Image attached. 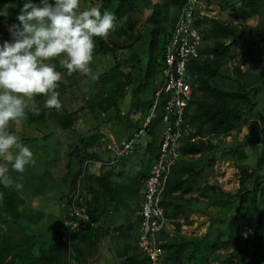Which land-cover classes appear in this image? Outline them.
I'll use <instances>...</instances> for the list:
<instances>
[{
    "label": "trees",
    "instance_id": "16d2710c",
    "mask_svg": "<svg viewBox=\"0 0 264 264\" xmlns=\"http://www.w3.org/2000/svg\"><path fill=\"white\" fill-rule=\"evenodd\" d=\"M39 0H35L38 3ZM101 5L99 10L101 14L105 10H112L117 20H123L130 14L134 13L138 0H100ZM166 6L160 3L153 5L151 13H147L145 20L147 24L152 25L151 40L148 48L147 60L144 63V70H142V77L138 81L141 83L137 87V92H140L147 87L152 86L151 98H146L142 104H147V108L152 107L154 102V93L162 85V65L160 61L164 58L165 44L167 43L174 24L177 20L178 13L181 7L187 0H167ZM208 2H216L222 9L235 8V12L231 15L235 19H247L252 16L259 18L258 25L253 29L247 31L240 30L236 25L224 23V21L205 17L199 23H205L204 35L207 38L212 37V43L204 45L201 50L202 57L192 61L190 65L191 73L195 77L194 80L197 86L194 88V100L189 112V119L195 125L197 133L200 135L207 134H229L231 131L239 126L250 123L253 133L247 138L252 143L261 142V134L264 133V113L257 114V103L253 102L250 94L252 91L256 93L264 92V79L257 81L246 78L249 74L244 73L240 67H235L236 77L235 84L226 85L219 81L223 75V66L231 60L238 57L242 48H247L248 53H252L259 49L264 42V32L262 26L264 23V0H236L239 6H236L234 0H207ZM25 0H0V4H15L20 8L23 6ZM54 3V0H50ZM22 4V6H21ZM20 8L14 11V7L9 8L12 16L4 23L3 28L8 29V25L18 23L16 20ZM14 12V13H12ZM133 23L130 26L133 27ZM3 30H0V36ZM164 35V41H161V36ZM95 48L97 53H103L111 56L114 62V68L105 72L104 83L111 82L113 88L106 92V96L102 101L91 100V110H96L101 115V111L107 110L113 100V94L119 86L126 87L127 83H133L132 70L142 68L143 62L138 55L131 56L132 60L138 61V66L129 61H115L116 53L120 52L123 44L110 45L103 37H94ZM119 48V49H118ZM207 56V57H206ZM52 62L59 63L60 60L54 58ZM129 68L130 71L118 72L121 67ZM264 69V66L255 70V76ZM65 72L68 73L65 68ZM75 73V72H74ZM107 75V77H106ZM121 75V76H119ZM232 77H229V79ZM62 83V82H59ZM124 94V93H123ZM102 97V98H103ZM47 96H36L35 100L39 103L47 100ZM164 100L159 103L156 113L150 118L146 131L153 141L159 138L162 131V116H163ZM39 115L29 112L26 125H31L38 118L44 116V110L39 105L37 107ZM54 117V112L50 113ZM56 116H58L56 114ZM258 116L259 119H254ZM261 123H259V121ZM60 127L67 130L71 126V114L64 111L63 116L59 120ZM143 122L139 123L136 128H142ZM136 130V131H137ZM82 143L87 146L85 139H81ZM80 141L73 146L71 152L67 154L68 162L81 157ZM207 148L205 141L196 143L187 142L181 146V151L184 157L188 155L196 156L202 153ZM239 150L229 149L223 151L222 159L230 161L231 155H238ZM182 161V160H181ZM213 159L200 167H193L186 165L179 161L174 167L171 175L166 180V188L164 192L163 204L167 210V215L172 217L175 221L177 229H181L182 223L178 221L181 216L188 215L192 212L193 200L197 197L190 195L195 190L194 184L197 178L201 175L204 166L212 165ZM242 171L241 183L244 184L248 177L252 176L247 168L239 164ZM72 168L68 171V186H71L70 196L66 195L67 202L75 193L77 189V180L80 171L75 174L72 173ZM256 174L252 181V186L247 188L243 193L234 196L222 187L216 188L212 184H206L204 187H197L198 197H206L211 192L210 196L214 205L226 207L229 204H236L232 220L228 225L229 234L224 240L219 237H213L210 230L202 238H197L192 242L188 241L187 237L177 236L169 238L163 243L165 249V256L162 264H169L170 260L176 259L181 261V251L186 245H191L192 249L184 258L187 263L191 264H207L208 250L213 248L217 250L220 248L231 249L228 253L227 264H264V151L258 161ZM263 173V174H262ZM149 172L147 173V175ZM9 175V174H8ZM143 178V180L147 177ZM90 181L97 182L99 189L94 191L96 194L95 200L91 202V206H87L88 212L93 220L98 221L104 214L106 209L105 204L102 203V197H107L109 194L117 193V188L114 186L112 180L107 174H100L99 176H87ZM86 177V179H87ZM89 191H93L90 186L86 187ZM188 195V197H187ZM24 200L20 198L19 193L12 186L5 187L0 183V224L9 227V232L0 238V264H70L71 259L78 261V264H90L85 258V251L82 247L87 238L91 239L93 234L99 227H90L82 229L74 233L71 237L64 235L61 241L43 243L38 246L40 238L31 231L28 224L37 222L36 217L31 214L22 212L21 205ZM86 204V203H85ZM42 216V214H40ZM21 225V229H17ZM36 226V225H34ZM19 232L20 236L16 240L12 239V234ZM167 237V235H165ZM43 246V248H42ZM42 248V249H41ZM137 249H139L137 247ZM127 249L124 253H120L124 258L120 264H150L149 258L142 252H135L128 256Z\"/></svg>",
    "mask_w": 264,
    "mask_h": 264
},
{
    "label": "rangeland",
    "instance_id": "374dc122",
    "mask_svg": "<svg viewBox=\"0 0 264 264\" xmlns=\"http://www.w3.org/2000/svg\"><path fill=\"white\" fill-rule=\"evenodd\" d=\"M39 2L40 0L38 1V3ZM157 2L164 7L166 6V3L168 1L138 0L134 13L130 14L123 20H117V26L115 27V29L112 30L107 37H103V39L110 45H124L123 48H118L122 52L116 53V61H129L131 64L134 63L137 68L138 61H133L131 56L138 55V57L141 59V62H143L142 68L139 70L137 68L133 71L134 82H137L139 78L142 77V70L143 68H145L144 63L147 60L148 48L151 40L152 25L146 23L145 16L147 13L152 12L153 5ZM234 2L236 6H239V2H236V0H234L233 3ZM202 3L204 5L203 9H205L206 11H216L219 20L224 21V23L234 24L240 30L247 31L251 28L254 29L259 23V18L256 16H252L247 19L233 18L231 12H235V8L222 9L218 3L213 1L208 2L207 0H202ZM5 5H7V3H3V5L0 4V11L4 10ZM100 5V0H80L79 10L83 11L93 7L99 9ZM18 8L20 7L16 5V7H14V11H16ZM108 11L112 12L111 8ZM11 16V12H9L7 19H5V17L3 16H0V30H3L0 36V45H2L5 40H11V35L8 29L3 28L4 23H6ZM130 23L134 24L133 27L130 26ZM262 30L264 32V23L262 26ZM212 39V37H205V45L212 43ZM161 41H164V35L161 36ZM64 58L66 57L61 56L57 57L56 59L61 60ZM52 61L53 60L48 61V63L54 65L56 67V70L61 72V79L64 82H67L69 79V85L73 86L75 84H78V90L75 91V87H72L71 92L74 91V94L77 95L78 103H80L79 106L86 105V97L88 94L87 92H82V88L84 87L85 89L87 87L91 89V93L89 94L91 100L102 101V99L106 96V89L104 84L105 81L103 80V78L105 77V72H108L110 69L114 68V62L111 56L105 55L103 53H97V51L94 50L93 61L89 65L90 73H79L76 76L75 74L73 75L66 73L65 68L61 65V70H58L59 63ZM238 66L244 73L249 74L248 76H246V78H248L249 80H254L256 78L258 82L260 80H263L264 69H262L257 74V76H255V70L260 69V67L264 66V42L261 44L258 50L252 53H248L247 48H242L236 59L229 61L223 66V75H226L227 78L221 76L219 78V81L224 82L226 85L235 84V67ZM229 77L232 78L229 79ZM56 91L59 93V96H63L65 94L64 90L60 91V89H56ZM250 96L253 102L257 103L256 112L258 116L262 115V113H264V92L259 91L256 93L255 91H252ZM33 99L35 101L36 107L40 105L46 108L44 110L46 117L41 121L38 120L37 122L31 123V125H26L28 114L29 112H32L31 110L26 109L27 117L25 116V118L22 119L19 124H16L14 122L10 123L8 131L10 134L16 135L18 137V141L22 145L29 147V149L33 152V159L35 163L26 165L25 171L23 173L16 172L12 167V163L5 161L3 158H0V165H4L9 169L8 174L13 181V184L11 186L15 188V190L19 193L20 198L24 200L20 207L22 212L34 215L35 217L37 216V222H35L34 224L25 222L23 225L28 224L31 227L32 232H35L34 229L37 230L42 227L58 228V222H64L65 219V222L62 224L63 229L65 230V232H63L67 236L68 233L66 232V218H69V212L67 211V206L69 208V202L64 205V213L63 206L60 207L58 205H55V202H52L53 200L50 202V200L51 198L53 199V197L59 199L62 196L60 194L64 188V174L66 173V167L68 166V157L66 153L68 151V146L71 143V139L69 138V136H60L59 134H56L52 135L51 139L46 141L41 136V134L47 135L53 131L55 133V121H53L54 119H51L48 115V111L51 109L45 106L46 100L42 103H39L35 100V97ZM82 106L77 109H83ZM83 111L84 110H82V112ZM258 116H254V119H259ZM261 121L262 120H260L259 123H261ZM252 133L253 129L250 123H248L246 125L237 127L226 135L214 134L213 136H211V139L205 141L207 144V148L204 152L199 153L194 157H186L181 161V164L185 163L186 165H192L193 167H200L204 165V163H207L210 159H213L212 165L204 166L201 175L197 178L194 184L195 190H193L190 195H192L193 197H197V200H193L192 212H190L188 215L181 216L180 218L182 225H185L183 228L185 231V235L180 234L179 237H187L188 241L192 242L197 238L199 239L204 237L208 230H210L212 238L219 237L221 238V240H224L228 237V225L232 220V214L234 213L236 204H229L226 207L214 205L212 204L213 200L210 196L211 192L206 197H198L197 195L199 194V192L197 190V187L202 188L206 184H212L216 188L222 187L225 191L230 192L234 196L243 193L247 188L251 187L253 178L256 174L255 170L257 168L258 161L261 157L262 152L264 151V133L261 134L260 143H252L247 140V138L250 137ZM53 141H59L56 151L50 145L54 143ZM59 146L61 147L59 148ZM231 148H237L239 150V159L237 158L238 155H231L230 161L223 160L221 158L223 155V151H227ZM12 152L15 155L18 152V149L13 148ZM129 156H131V158L136 156V150ZM123 160L124 158L121 159L118 164L120 165ZM44 162H46L45 165ZM239 164L244 165L249 173L253 172L252 176L248 177L245 180L244 184L241 183L242 171L238 166ZM73 165V169L75 172H81L77 180V185L78 183L80 184L81 193L83 194L84 192V201L88 206V194L86 191V187L89 184H87L86 181V175L88 172L86 173V175H82V173H84L85 161L84 163L82 161H74ZM42 168H46L51 172V174L53 173L54 176L47 178L45 177L44 179V177H42ZM130 171L131 173L134 172L133 169ZM48 176H50V173ZM262 177L264 178V174ZM42 180L45 181V184L41 182ZM17 184L20 185L19 189H17L16 187ZM41 211L44 212V215L42 216L40 215ZM109 219L110 218L108 217L106 222H108L109 224L115 223L111 221V219ZM123 220H125V218H121L120 221ZM16 228L21 229L23 227L19 225ZM8 232L9 227L0 224V238H2ZM19 234V232L12 234V239L16 240L17 238H19ZM43 242V240L39 241L38 246H41ZM191 249V245H186L185 247H183L181 251L182 260L179 261L173 259L170 260L169 264H189L187 263V259L184 257L190 253ZM229 252H231V249L220 248L217 250H213V248H209L207 255L209 262H207V264H227ZM95 257L96 255H90V257L89 255H87L85 258L92 261ZM191 264L194 263L192 262Z\"/></svg>",
    "mask_w": 264,
    "mask_h": 264
},
{
    "label": "crops",
    "instance_id": "0c3cea01",
    "mask_svg": "<svg viewBox=\"0 0 264 264\" xmlns=\"http://www.w3.org/2000/svg\"><path fill=\"white\" fill-rule=\"evenodd\" d=\"M116 60L117 59H115V61ZM122 71L126 73L130 70L123 66L118 72ZM133 71L134 70L131 72L132 74ZM79 73L80 72L77 71L72 74H75L76 76ZM68 81L64 82L61 79L59 82L62 83H58L57 89H60V91L64 90L65 92L63 96H59L61 108L59 110L55 108H51L49 111L47 110L50 118H53V121H55V133L53 131L47 135L41 134L46 141L50 140L52 135L56 134H59L60 136H69L71 143L68 146L66 155L70 153L72 150L71 148L77 145L80 141L79 146L81 149V157L67 163L68 166L66 167L63 181L64 188L60 194L62 196L59 199L53 197V199L51 198L50 200V202L53 200L52 202H55V205L60 207L63 206V208L64 205L68 203L66 195L70 196L71 194V186H68V171L72 168V173L74 174V161H82L83 163L89 159L109 161L113 156L112 147L115 143L121 144L122 142L127 141L133 136L139 123L143 122L144 124L150 121L151 110L150 108H147V104H142L141 100L151 98L153 92L152 86L143 89V91L141 90L140 92H137V87L141 83L140 81L127 83L125 88L119 86L115 93H112L113 100L110 102L111 106L107 110L101 111L100 115L96 110H91L90 108L91 98L89 97V94L91 93V89L89 87L86 89L85 87L82 88V92H87L88 94L86 97V105H80L83 108L81 110L77 109L80 107V103H78L77 95L74 94V91L71 92V88L75 87V91L78 90V84L72 86L69 85ZM109 81L108 83H104L106 92L111 91L113 88V84ZM41 108L43 110L46 109L42 106ZM82 110L85 112H82ZM64 111L71 114V126L67 130H63L59 123ZM52 112H54V117L50 115ZM56 114L58 116H56ZM43 115L42 118H38L35 122L43 120L46 117L45 112ZM160 135L155 141H153V138L149 135L143 137L135 149L136 156L133 158H131V156L125 157L120 165L118 163L107 164L98 169L97 172L93 171L95 166L92 165L87 169L88 173L86 177L89 175L99 176L100 174H107L117 188L116 194H109L107 197H102V203L105 204L106 209L104 214L98 220L99 229L93 234L91 239L87 238V240L81 244L86 253L85 257L87 255H89V257L90 255H96L92 260L93 262L86 259L88 263L120 264L124 259L120 253H124L126 249L128 251V256H131L135 252H141L140 249H137V235L140 220V202L143 196V178L149 172L150 167L157 156ZM81 139H85L88 145L85 146V143H82ZM53 142L54 143L50 145L56 151L59 141ZM60 147L61 146H59V148ZM184 158L186 157H182L181 160ZM45 164L46 162H44V165ZM132 169L134 170L133 173L130 171ZM42 170V177H44V179L45 177L54 176L53 173L51 174L46 168H42ZM49 173L50 176H48ZM86 181L87 184L89 183L88 186L93 188V191H89L86 188L88 204L91 206V202L94 201L96 197L94 191H98L99 186L97 182L90 181L88 177ZM41 182L45 184V181L42 180ZM64 210L65 208L63 209V212L65 213ZM67 211L69 212L68 206ZM41 214L44 215V212L41 211ZM108 217L115 223L111 222L112 224H109L106 222ZM121 218H125V220L120 221ZM64 222H58V228L39 227L40 229H34L35 232L33 233L36 234L40 240H43V243H59L61 238L65 235V230L63 229L62 224ZM70 264H78V261L71 259Z\"/></svg>",
    "mask_w": 264,
    "mask_h": 264
},
{
    "label": "clouds",
    "instance_id": "9594fccd",
    "mask_svg": "<svg viewBox=\"0 0 264 264\" xmlns=\"http://www.w3.org/2000/svg\"><path fill=\"white\" fill-rule=\"evenodd\" d=\"M12 7L16 5H5L0 16L7 19ZM79 9L80 0H25L16 17L18 23L8 25L11 40L0 45V158L11 162L16 172L23 173L35 161L29 147L9 133L10 123L19 124L26 109L39 115L36 96L48 97L47 108H61L56 89L62 74L48 61L64 56L60 64L69 74H89L94 37H107L117 26L110 11L101 14L95 7ZM13 148L18 149L15 155ZM8 172L0 165V183L5 187L13 184Z\"/></svg>",
    "mask_w": 264,
    "mask_h": 264
},
{
    "label": "built area",
    "instance_id": "2783aa9c",
    "mask_svg": "<svg viewBox=\"0 0 264 264\" xmlns=\"http://www.w3.org/2000/svg\"><path fill=\"white\" fill-rule=\"evenodd\" d=\"M203 8L202 0H187L181 7L165 44L164 58L160 61L163 82L154 93V102L150 109L151 118L155 115L161 100H164L159 150L149 174L143 180L137 235L138 247L149 258L150 264L163 263L165 249L162 245L169 238L185 235L183 229L185 225L178 230L175 220L167 215L163 204L166 180L184 157L181 146L187 142L207 141L214 135L198 134L195 125L188 117L194 100V88L197 86L190 65L192 61L202 57L201 50L206 43L204 35L206 26L199 21L205 17L219 19L216 11H206ZM148 122L135 131L127 141L121 144L115 143L112 147L113 156L109 161L94 159L85 161L82 175H86L90 165L95 166L93 171L97 172L103 166L117 164L121 159L131 155L141 139L148 135L146 131ZM66 227L69 237L82 229L98 227V221L93 220L88 212L84 192L81 193L79 183L69 201V218H66Z\"/></svg>",
    "mask_w": 264,
    "mask_h": 264
}]
</instances>
